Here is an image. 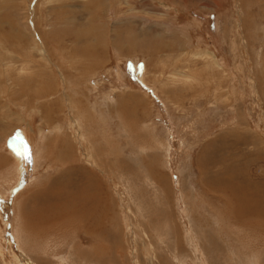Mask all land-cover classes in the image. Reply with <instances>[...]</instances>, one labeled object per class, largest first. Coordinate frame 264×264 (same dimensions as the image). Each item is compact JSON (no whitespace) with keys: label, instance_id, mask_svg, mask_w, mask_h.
Instances as JSON below:
<instances>
[{"label":"rangeland","instance_id":"374dc122","mask_svg":"<svg viewBox=\"0 0 264 264\" xmlns=\"http://www.w3.org/2000/svg\"><path fill=\"white\" fill-rule=\"evenodd\" d=\"M262 259L264 0H0V264Z\"/></svg>","mask_w":264,"mask_h":264},{"label":"bare ground","instance_id":"6f19581e","mask_svg":"<svg viewBox=\"0 0 264 264\" xmlns=\"http://www.w3.org/2000/svg\"><path fill=\"white\" fill-rule=\"evenodd\" d=\"M248 183H249V182H248ZM226 184H228V182L225 181V180H223V182H221V184H220L221 189H223L224 186H225ZM250 184H252V182H251ZM256 184H257V183H256ZM218 185H219V184L216 183V184H215V188H217ZM92 187H93V186H92ZM94 187H95V186H94ZM244 187H245V185H244ZM248 187H249V186H248ZM248 187H247V188H248ZM250 187H251V186H250ZM96 188H98V187H96ZM234 188H235V187H234ZM93 189H94V188H93ZM80 190H82V189H80ZM100 190H101V189H100ZM235 190H236V188H235ZM90 192H92V191H90ZM90 192H89V193H90ZM93 192H94V191H93ZM93 192H92V194H93ZM225 192H227V191H225ZM240 192H241V191H240ZM242 192H243V190H242ZM244 192H245V191H244ZM94 193H95V192H94ZM81 194H82V193H81ZM92 194H91V196H92ZM95 194H96V193H95ZM243 194H244V193H243ZM253 194H254V192H253ZM76 195H77V198H78V196H81L80 194H79V195L76 194ZM76 195H75V196H76ZM82 195H83V194H82ZM89 195H90V194H89ZM97 195H99V193H97L95 197H98ZM245 195L247 196L246 193H245ZM249 196H250V195H249ZM251 197H252V196H251ZM75 198H76V197H75ZM91 198H92V197H91ZM99 198H101V197H99ZM234 198H235V197H234ZM74 200H76V199H74ZM77 200H78V199H77ZM90 200H91V199H90ZM90 200H89V201H90ZM94 200H95V199H94ZM94 200H93V201H94ZM96 200L99 201V199H96ZM96 200H95V201H96ZM101 200H102V199H101ZM248 200H249V199H248ZM248 200H247V199H244V198L242 199V202L250 203L248 206H245V205H242V204H240V205L238 204V206L243 208V210H242L243 212L252 213V215L254 216L253 212H255V211L257 210V209H255V207H256L255 204H256V203H254L253 201L251 202V200H250V201H248ZM252 200H253V199H252ZM78 201H79V200H78ZM102 201H103V200H102ZM227 201H228V200H227ZM256 201H257V199H256ZM91 202H92V201H91ZM57 203H58V202H57ZM61 203H62V202H61ZM74 203H76V202H74ZM101 203H102V202L100 201V205H99V206H102ZM72 204H73V203H72ZM77 204H78V203H77ZM80 204H82V203H80ZM63 205H64V204H63ZM63 205H62V206H63ZM97 205H98V204H97ZM238 206H236V210L239 208ZM262 206H263V205H262ZM262 206H261V207H262ZM57 207H58V205H57ZM74 207H75V206H74ZM86 207H87V206H86ZM59 208H60V206H59ZM59 208H58V209H59ZM65 208H66V207H65ZM88 208H89V207H88ZM98 208H99V207H98ZM98 208H97V209H98ZM256 208H258V207H256ZM72 209H73V208H72ZM75 209H76V208H75ZM75 209H74V210H75ZM99 209H100V208H99ZM85 210H86V209H85ZM90 210H91V209H90ZM261 210H262V208H261ZM24 211H25V210H24ZM75 211H76V210H75ZM77 211H79V210H77ZM88 211H89V209H88ZM95 211H96V210H94V212H95ZM259 211H260V210H259ZM83 213H84V211H83ZM92 213H93V212H92ZM92 213H91V214H92ZM96 213H97V212H96ZM255 213H258V214H259L258 210H257V212H255ZM41 214H42V213H41ZM70 214H71V213H70ZM70 214H69V215H70ZM73 214H74V211H73ZM80 214H81V213H80ZM87 214H88V212H87ZM87 214H86V216H88V215L90 214V212H89L88 215H87ZM97 214H98V213H97ZM99 214H100V212H99ZM260 214H262V213H260ZM78 215H79V214H78ZM92 215H93V214H92ZM95 215H96V214H95ZM239 215H240V214H239ZM32 216H34V215H32ZM75 216H76V215H75ZM75 216H74V218H75ZM82 216H83V214H82ZM97 216H98V215H97ZM255 216H257V214H256ZM258 216H259V215H258ZM258 216H257V217H258ZM48 217H50V216H48ZM72 217H73V216H72ZM88 217H89V216H88ZM105 217H106V216H105ZM246 217H247V216H246ZM261 217H263V214L261 215ZM52 218H53V215H52ZM76 218H77V217H76ZM82 218H83V217H82ZM89 218H90V217H89ZM92 218H93V217H92ZM102 218H103V217H102ZM236 218H237V217H236ZM238 218H239V217H238ZM238 218H237V219H238ZM248 218H249V217H248ZM93 219H94V218H93ZM104 219H105V218H104ZM244 219H245V218H244ZM98 220H99V219H98ZM87 221L89 222V220H87ZM101 221H102V220H101ZM101 221H99V222L101 223ZM46 222H50V221H46ZM99 222L97 221V223H99ZM98 225H100V224H98ZM101 226H103V225H101ZM93 228H94V226H93ZM91 229H92V228H91ZM86 231H87V227H86ZM94 231H95V229H94ZM87 232H88V231H87ZM91 233H93V232L90 231L89 234H91ZM86 234H87V233H86ZM93 234H95V233H93ZM96 234H97V231H96ZM97 235H98V234H97ZM97 235H96V236H97ZM98 236H99V235H98ZM95 238H96V237H95ZM98 240H99V239H98ZM262 260H264V259H262ZM256 261H257V260H256ZM256 261H254V262H252V263L254 264ZM259 261H260V260H258L257 263H260V262H261V261H260V262H259ZM262 263H263V262H262ZM260 264H261V263H260Z\"/></svg>","mask_w":264,"mask_h":264},{"label":"crops","instance_id":"0c3cea01","mask_svg":"<svg viewBox=\"0 0 264 264\" xmlns=\"http://www.w3.org/2000/svg\"><path fill=\"white\" fill-rule=\"evenodd\" d=\"M127 101V100H126ZM133 108L135 107V108H139L140 109V107L138 106V105H131Z\"/></svg>","mask_w":264,"mask_h":264}]
</instances>
